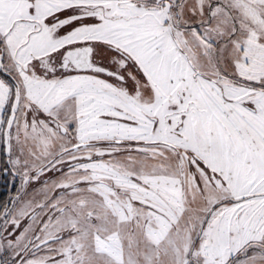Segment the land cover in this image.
<instances>
[{
  "label": "snow or ice",
  "instance_id": "1",
  "mask_svg": "<svg viewBox=\"0 0 264 264\" xmlns=\"http://www.w3.org/2000/svg\"><path fill=\"white\" fill-rule=\"evenodd\" d=\"M0 264H264V0H0Z\"/></svg>",
  "mask_w": 264,
  "mask_h": 264
},
{
  "label": "rangeland",
  "instance_id": "2",
  "mask_svg": "<svg viewBox=\"0 0 264 264\" xmlns=\"http://www.w3.org/2000/svg\"><path fill=\"white\" fill-rule=\"evenodd\" d=\"M1 150L2 149H0V157H1V154H2L1 152H3ZM4 154H5V160L7 161V155H6V153H4ZM5 165H6V162H5ZM5 165L2 166V168H1L2 171H1V174H0V180H4V181L8 182V184L10 182H12V187H14V186L18 187L19 186V178L18 177H14L13 175H11L10 174V168L8 170H6L5 169ZM14 192H15V189H14ZM14 192H13V194H14ZM9 202H10V200L8 201V203Z\"/></svg>",
  "mask_w": 264,
  "mask_h": 264
},
{
  "label": "flooded vegetation",
  "instance_id": "3",
  "mask_svg": "<svg viewBox=\"0 0 264 264\" xmlns=\"http://www.w3.org/2000/svg\"><path fill=\"white\" fill-rule=\"evenodd\" d=\"M14 187L16 188V186H14ZM12 188H13L12 187V182H10L8 184V182H6L4 180H0V206L3 205V203H1V201L4 200V199H2V197H4V196H6V197L7 196H11V190H12ZM5 203H8V202H5Z\"/></svg>",
  "mask_w": 264,
  "mask_h": 264
},
{
  "label": "trees",
  "instance_id": "4",
  "mask_svg": "<svg viewBox=\"0 0 264 264\" xmlns=\"http://www.w3.org/2000/svg\"><path fill=\"white\" fill-rule=\"evenodd\" d=\"M1 151H2V150H1ZM1 153H2V154H1V157H0V165H1V166H0V174H1V171H2L1 168H2V166L5 165V162H6L4 152H1ZM14 188H15V187H13L12 190H11V195H12L13 192H14ZM10 197H11V196H7V197L4 196V197H2V199H4L5 201L3 200V201H1V203L4 204L5 202H8V201L10 200Z\"/></svg>",
  "mask_w": 264,
  "mask_h": 264
}]
</instances>
